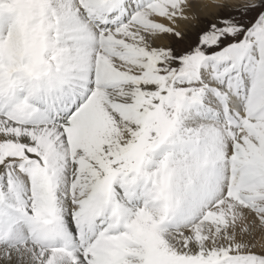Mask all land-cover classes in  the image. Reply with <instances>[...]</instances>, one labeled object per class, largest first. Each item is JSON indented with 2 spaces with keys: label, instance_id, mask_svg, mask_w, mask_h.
Segmentation results:
<instances>
[{
  "label": "snow or ice",
  "instance_id": "6c2138e0",
  "mask_svg": "<svg viewBox=\"0 0 264 264\" xmlns=\"http://www.w3.org/2000/svg\"><path fill=\"white\" fill-rule=\"evenodd\" d=\"M0 264H264V0H0Z\"/></svg>",
  "mask_w": 264,
  "mask_h": 264
}]
</instances>
